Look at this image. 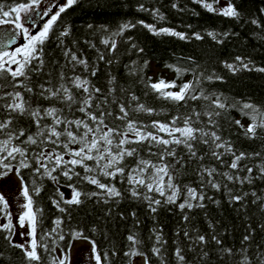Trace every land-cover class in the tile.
<instances>
[{"label": "snow or ice", "instance_id": "snow-or-ice-1", "mask_svg": "<svg viewBox=\"0 0 264 264\" xmlns=\"http://www.w3.org/2000/svg\"><path fill=\"white\" fill-rule=\"evenodd\" d=\"M83 2L13 0L7 3V0H0V26H10L7 30H0V179L6 180L14 174L20 182L15 225L11 212L5 211L9 208L8 199L0 192V216L5 220L0 224L4 242L0 244V264H13L6 259L9 249L19 250L24 264H70L69 255L63 248L57 253L59 242L65 241L62 226L66 219H71L73 211L87 207L89 203L108 206L99 217L102 223L113 218L114 208L109 205L128 198L146 202L153 218L161 207L175 205L182 213L185 226L190 225L192 217L187 212L206 209L208 203L220 206V200L207 195L209 189L217 193L223 191L238 217L245 218L240 246L233 248L224 244L227 229L218 231L219 222L213 224L209 221L207 233L195 225L181 228L176 232L178 240L174 241L176 247L172 254L176 264H264V237L255 241L256 229L248 217L250 205L264 215V192H257L254 188L257 180L264 181V155L238 152L230 140L218 134L219 118L235 109L250 123L246 128L240 120L232 123L242 129L247 139H259L258 130H264V111L251 102L229 101L223 94L206 92L202 87V74L194 73L192 80L180 85L160 79L148 87L158 97L186 109L190 101H203L201 110L193 106L186 114L178 112L167 122L152 119L145 123L132 118L133 113L155 116L157 110L140 102L134 93L126 94L122 88L118 91L116 76L110 77L111 86L106 90L96 87L91 80L99 71L96 64L90 65L86 57L78 55L75 40L72 41L73 47L65 43V39L72 35V29L65 25L63 14ZM197 3L209 12L254 25L257 29L255 37L264 43V24L259 19L244 17L231 0L223 8L213 6L219 0L212 3L197 0ZM138 7L150 12L157 20L165 19L159 8L149 9L143 3ZM171 7L181 12L185 10L177 2ZM138 25L157 36H175L181 40L204 38L198 32L188 35L140 20L122 24L101 43L109 53H114L118 47L116 37ZM102 31L107 32V29ZM207 35L217 44H224L239 33L210 31ZM53 40L55 51L46 53V45ZM127 40L131 42L132 37ZM91 46L95 47L94 44ZM131 47L143 52L134 42ZM97 59L108 65L114 61L112 56L106 60L103 53H99ZM222 63L233 75L264 73V66L256 65L250 55H236L231 62ZM185 71L176 69L177 78H181ZM203 80L222 81L223 77L210 74L203 76ZM176 88L177 91L171 90ZM125 95L126 99H121ZM200 145L205 148L203 154L199 152ZM206 157L216 160L220 168L207 166ZM227 157H231L230 162ZM130 160L134 163H128ZM251 160L259 162L250 166L246 161ZM193 164L196 165L193 171L200 182L199 189L181 186L178 182L184 170ZM61 177L69 182L65 186L71 190V196L65 198L57 186L55 197L50 199L58 212L66 215L57 217L53 227L45 230L42 227L43 209L33 198L40 196L44 179L60 185ZM117 183L127 187L121 189ZM82 184L95 186L96 190H83L78 186ZM245 184L250 186L249 191L243 190ZM181 196L183 200L178 203ZM130 215L136 217L135 212ZM119 218L124 219L122 213ZM135 223L139 224V220L136 219ZM17 227L21 229L19 233ZM26 227L27 232L23 231ZM257 227L264 233V223H258ZM91 231L96 232L97 228L93 226ZM151 232L150 239H154L151 253L159 258L160 264H167L163 255L167 240L162 229L153 228ZM181 232L183 246L179 242ZM17 235L23 243L15 239ZM69 235L72 239L89 241L92 246L90 259L95 264H106L108 253H103L102 259L95 241L90 240L83 230L73 229ZM126 239L129 244L123 255L128 258V264L137 257L143 258V264H150L148 255L140 248L143 241L137 234L131 232ZM116 254L112 252L113 256Z\"/></svg>", "mask_w": 264, "mask_h": 264}, {"label": "trees", "instance_id": "trees-1", "mask_svg": "<svg viewBox=\"0 0 264 264\" xmlns=\"http://www.w3.org/2000/svg\"><path fill=\"white\" fill-rule=\"evenodd\" d=\"M12 2L13 0H7V3ZM16 2H20V0H16ZM173 2L179 3L185 10L181 12L173 9L171 7ZM207 2L212 3L213 0H207ZM141 3L149 9L159 8L165 19L157 20L150 12L141 11L138 7ZM231 3L247 19H259L264 24V14H262L264 0H231ZM63 20L65 25L71 26L72 29V35L65 39V43L69 47H73L72 41L75 40L74 47L78 49V55L82 54L87 58L90 65L95 63L99 69L97 75L91 77L92 83L96 87L106 90L111 86L109 85L110 77L116 76L118 91L122 88L126 94L134 93L140 98V102L157 110V115L151 117L144 113H133L132 118L138 121L149 123L152 119H158L167 122L178 112L186 114L193 106L197 110H201L203 101H190L186 109L158 97L148 87L150 83L160 79L175 81L177 85H180L182 82L192 80L194 73L202 74V87L206 92L223 94L229 101L251 102L264 111V73L241 72L233 75L222 63L223 61L231 62L236 55H250L256 65L264 66V43L255 37L254 34L257 29L254 25L242 21H233L230 18L209 12L197 3V0H84L81 5L73 6L66 14H63ZM140 20L154 24L157 28H170L188 35L198 32L204 38L202 40L195 38L181 40L175 36H157L147 28L138 25L122 36L116 37L118 41L117 50L114 53H109L106 46L101 43L102 39L116 32L122 24L126 22L136 23ZM89 25L92 27L89 28ZM58 26L63 27L64 25ZM102 29H107V32L102 31ZM210 31H234L239 35L232 37L224 44H217L207 35ZM128 37H132L131 42L127 40ZM132 42L136 44L137 48H142L143 52H138L132 48ZM93 44L95 47L91 46ZM49 51H55L54 40L45 47V52ZM99 53H103L106 60L110 56L114 57L113 63L108 65L104 61H99L97 59ZM153 65H158L162 71L154 73ZM176 69L187 71L178 79ZM77 71L79 72L80 69ZM210 74L221 76L223 80H203V76ZM171 90L177 91L178 88ZM121 99H126V95L122 96ZM233 120H240L245 128L250 123L249 119L242 116L239 111L231 109L219 118L218 134L230 140L238 152H260L264 155V130H258L259 139L250 140L243 135L242 129L232 123ZM199 152L201 154L205 152L203 145L199 146ZM65 158L67 159V157ZM227 161L230 162L231 157H227ZM258 162V160L246 161L250 166ZM128 163L134 162L130 160ZM205 164L220 168L219 163L210 157H206ZM195 167L196 165L193 164L184 170V174L180 176L178 181L181 186L190 185L199 189L200 182L193 171ZM77 171H81V169L77 168ZM24 175L25 179L28 180L29 176L26 171ZM73 182H75V178ZM67 183L69 182L63 177L60 178V185H56L49 179H44L40 196L33 198L43 209L42 227L45 230H50L53 227V221L57 217L66 215L58 212L50 197H55V189L59 186L60 190L64 192L65 198H70L71 190L65 186ZM78 186L86 191L96 190L95 186L87 184ZM117 187L124 189L127 185L117 183ZM254 188L257 192H264V181L257 180ZM243 190L249 191L250 186L245 184ZM207 195L220 200V206L217 207L208 203L206 209H194L191 212H187L186 209L187 214L192 217V224L187 226L181 219L182 213L175 205L161 207L153 218L146 202L126 198L121 200L119 204L109 205L114 208L113 218L109 222L102 223L99 217L102 216L103 210L108 206H97L89 203L87 207L77 208L73 211L70 220H65L62 226L65 241L59 242L60 247L57 248V253L63 248L70 257V249L73 243L79 239H72L69 234L73 229L83 230L90 240L95 241L102 259L103 253H108L106 264H128V258L123 255L129 244L126 237L131 232H135L138 238L143 241L140 248L148 255L150 264H160L159 258L151 253L154 239H150L153 236L151 229L158 228L162 229L163 237L167 240V244L164 245L166 250L163 253L164 259L167 264H176L172 255L176 247L174 241L178 240L176 232L181 228L195 225L201 232L207 233L209 221L213 224L219 222L218 231L227 229V233L224 235L225 245L238 248L244 235L245 218L238 217V213L227 202L223 191L217 193L209 189ZM182 200L183 196L178 200V203ZM132 212L136 213L135 218L130 215ZM121 213L124 216L123 220L119 218ZM248 217L252 227L256 229L255 241H260L264 237V233L260 231L257 224L264 223V215L250 205ZM136 219L139 220V224L135 223ZM2 220L3 217L0 216V224H3ZM93 226L97 228L96 232L91 231ZM37 238L39 239V235ZM179 242L183 246L182 232ZM3 243V237L0 234V244ZM49 243L51 242L49 241ZM113 251L117 253L114 256L112 255ZM6 259H10L13 264H24L22 254L17 249H9L6 253ZM135 259H132V264Z\"/></svg>", "mask_w": 264, "mask_h": 264}, {"label": "rangeland", "instance_id": "rangeland-1", "mask_svg": "<svg viewBox=\"0 0 264 264\" xmlns=\"http://www.w3.org/2000/svg\"><path fill=\"white\" fill-rule=\"evenodd\" d=\"M60 3H63L64 0H59ZM228 1L219 0V3H214L213 6L215 8H223L226 6ZM10 26L3 25L0 26V30H7ZM33 34H35V30L32 29ZM154 73H158L162 71V69L158 65H153ZM20 190V182L16 179L15 175H11L6 180L0 179V192L4 193L9 202V208L7 211L11 212L12 223L15 225L17 222V214H18V202L16 197L18 196ZM22 202V201H21ZM4 223L5 220L3 219ZM16 231L19 233L21 229L17 227ZM23 231L27 232L28 228L26 227ZM15 239L21 243H23V239L17 235ZM91 243L89 241H85L84 239L76 240L71 249H70V264H95L94 260L90 259L91 256ZM133 264H143V258L138 257L134 260Z\"/></svg>", "mask_w": 264, "mask_h": 264}]
</instances>
